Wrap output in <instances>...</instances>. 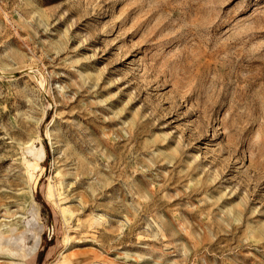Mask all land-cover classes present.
Here are the masks:
<instances>
[{"label": "rangeland", "instance_id": "1", "mask_svg": "<svg viewBox=\"0 0 264 264\" xmlns=\"http://www.w3.org/2000/svg\"><path fill=\"white\" fill-rule=\"evenodd\" d=\"M0 264H264V0H0Z\"/></svg>", "mask_w": 264, "mask_h": 264}]
</instances>
